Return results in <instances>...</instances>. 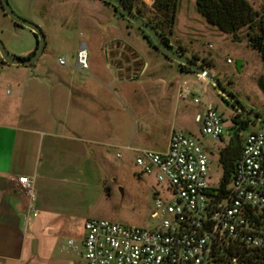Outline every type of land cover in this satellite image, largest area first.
Masks as SVG:
<instances>
[{"label":"crops","instance_id":"0c3cea01","mask_svg":"<svg viewBox=\"0 0 264 264\" xmlns=\"http://www.w3.org/2000/svg\"><path fill=\"white\" fill-rule=\"evenodd\" d=\"M138 33L149 47V58L121 39L113 38L103 49L108 63L89 68L95 80L93 88L89 86L90 92L85 86L76 90L62 85L59 87L65 88V94L61 98L58 93L55 95L57 87L53 82L36 74L29 76L31 103L26 104L24 92L20 90L14 100L5 103L14 105L15 110L5 109L7 105L0 109V264H35L43 258L54 261L60 253L64 254L62 260L68 264H79L77 258L80 255L85 259L83 249L76 251L69 242L74 240L77 245L82 244L85 224L90 220L98 197L108 187L102 169L109 148L115 147L114 133L118 132V124L109 111L113 95L120 92L128 97L144 95L150 102L148 108H142L140 101L132 102L138 112L149 113L142 119L156 115L170 124L165 133V150L161 152L168 150L174 131L192 133L191 127L200 125L198 117L209 107H214L194 96L201 100L197 105L204 109L189 113L184 104L188 97H181V90L188 87L194 89L196 95L198 90L205 94L211 80L190 72L180 76L179 63L176 68H171L169 61L158 64L154 49L142 33ZM116 41L128 45V49L115 46ZM82 45L88 46L87 43ZM36 47L34 35L33 43L21 57L29 58ZM174 48L184 49V54L192 59L196 57L191 56L183 45ZM204 60L202 63L208 75L215 79L214 65L204 64ZM13 67L15 72L27 77V69L22 71L18 66ZM166 69L171 71L166 72ZM160 72L164 74L159 75ZM18 88L23 89L20 83ZM42 90L44 96L39 95ZM61 103L63 111L60 110ZM177 127L181 129L177 130ZM156 135L157 130L153 127L141 137L149 141ZM135 143V139L131 140L123 145V150L127 151L128 146L148 149ZM23 177L35 183L34 209L18 181Z\"/></svg>","mask_w":264,"mask_h":264},{"label":"rangeland","instance_id":"374dc122","mask_svg":"<svg viewBox=\"0 0 264 264\" xmlns=\"http://www.w3.org/2000/svg\"><path fill=\"white\" fill-rule=\"evenodd\" d=\"M8 1L19 17L42 29L46 38V46L43 56L36 64L30 67L18 66L22 71L27 69L26 78L19 72H15L13 66L5 63L0 53L1 110L6 105L5 109L15 110L14 105L8 106L5 103L14 100L20 90L24 92L23 97L26 104L31 103L32 88L29 81L30 77L36 74L44 75L51 83L53 82L52 84L57 87L55 95L58 93L61 98L65 94V88L59 87L62 85L71 86L76 90L85 86L90 92L89 86L92 85L93 88L95 83L90 69L95 64L108 63L103 49L112 42L113 38L121 39L126 44L142 51L141 53L149 58L147 53L149 47L139 36L138 32L141 33L139 28L123 18H118V15L113 17L115 9L99 0ZM143 1L150 7L154 0ZM249 1L257 10H260L264 5V0ZM33 33L27 27L15 26L0 7V41L11 57L22 58L21 54L33 43ZM240 38L242 41H234L232 35L222 33L216 27L208 24L197 12L196 0L180 1L172 42L174 46L183 45L191 56L196 55V58L201 60V62L197 60L200 65H203V59L206 61L204 63L213 64L216 73L214 81H210L205 94L198 90L196 95L194 89H191L192 96L188 97L184 103L187 105L189 113L201 112L204 106L194 103V96H197L205 105L211 104L223 115L225 141L215 142L211 138L202 137L201 126L198 124L191 127L193 128L192 133L185 130L187 134H192L190 136L198 140L206 151L211 152L209 155L212 169L211 178L215 187L220 184L223 177L219 157L220 151L230 140V131L235 125L232 119L241 114L244 118L248 117L220 90L232 95L246 112L264 116V65L260 54L246 44L247 42L244 40L246 31L240 33ZM121 41H116L115 46L127 50L128 45ZM82 43H87L89 50L90 69L86 71L78 69L77 63V55ZM154 51L158 58V64L163 65L169 61L172 64L171 68L178 67V63L167 59L158 51ZM60 59L65 60L66 63L61 65ZM169 71L171 69H166V72ZM162 74L164 73H159V75ZM18 83L23 89L18 88ZM83 89L82 93H84ZM43 93L42 90L39 95L44 96ZM112 97L113 102L109 111L114 115L115 124H118V132L114 133L115 147L109 148L104 159L105 167L102 169L104 178L108 181V187L102 196L98 197L89 218L107 220L123 227L152 228L154 224L152 214L157 198L155 190L161 192V187L154 177L138 174L139 171L135 165L136 154L123 150V145L135 139V144L141 148L158 152L164 151L165 133L170 128V124L164 123L156 115L142 119L149 113L143 110L138 112L132 102L140 101L142 108H148L150 102L144 95L128 97L120 92ZM225 99L234 106L228 104ZM107 100L109 99H105V101ZM60 105V110L63 111L62 103ZM153 127L157 130L156 137L149 141L144 140L141 137L142 134L149 133ZM263 128L264 119H255V122L251 123L246 130L241 131V137L244 138L252 132L263 130ZM176 129L181 128L177 127ZM143 142H145L144 145H142ZM147 142H150V145ZM117 154H122L123 158H118ZM84 235H86V231L82 233L83 237ZM63 256L64 254L60 253L55 256L54 261L43 258L35 264H68L66 260H62ZM77 259L79 264H87L81 255Z\"/></svg>","mask_w":264,"mask_h":264},{"label":"built area","instance_id":"2783aa9c","mask_svg":"<svg viewBox=\"0 0 264 264\" xmlns=\"http://www.w3.org/2000/svg\"><path fill=\"white\" fill-rule=\"evenodd\" d=\"M77 63L80 70H89L87 45L80 48ZM180 96L190 97L192 90L185 87ZM194 102L201 100L194 97ZM197 121L202 137L222 142L224 119L214 107ZM125 149L136 154L138 174L154 177L161 187L155 190L154 224L123 227L88 220L82 244L69 242L74 250L83 249L87 264H264V128L243 138L226 193L212 183L211 152L184 131L172 133L166 152ZM18 181L34 209V181Z\"/></svg>","mask_w":264,"mask_h":264},{"label":"trees","instance_id":"16d2710c","mask_svg":"<svg viewBox=\"0 0 264 264\" xmlns=\"http://www.w3.org/2000/svg\"><path fill=\"white\" fill-rule=\"evenodd\" d=\"M123 1L133 13L155 28L165 45H167L170 49L175 50L172 45V37L174 35L181 0H154L152 6L150 7L143 0ZM101 2L112 6L115 10H118L117 7L111 5L110 3L104 1ZM0 7L5 14L1 3ZM196 8L197 12L206 20L208 24L216 27L222 33L232 35L234 41H240V33L246 31L245 39L247 40L249 47L260 54L264 65V5L260 10H257L249 0H196ZM118 14L120 18L132 23L128 21L120 11H118ZM14 25L22 27L16 23H14ZM139 30L141 31L143 37L147 40L148 44L151 45L154 50L161 53L152 41L150 35L141 28H139ZM33 34L37 39V47L29 57H33L38 48L39 38L35 33ZM175 51H178L181 54L185 53V50L182 48ZM162 55L165 56L164 54ZM166 58L169 59L168 57ZM193 60L197 62L198 58L193 57ZM204 62L206 61L204 60ZM200 66L204 67V65ZM180 68L182 70L187 69L186 66L181 64ZM222 98L224 99V97ZM225 101L229 104V101L226 99ZM215 110L217 109L215 108ZM232 122L235 125L231 128L230 140L220 151L219 157V164L223 169V177L220 182L223 193L227 192L229 185L232 183L237 162L241 157L243 148L241 131L246 130L251 123L255 122V120L249 117L244 118L243 114H241L240 116L233 118ZM222 141H225L224 137Z\"/></svg>","mask_w":264,"mask_h":264},{"label":"water","instance_id":"95a60500","mask_svg":"<svg viewBox=\"0 0 264 264\" xmlns=\"http://www.w3.org/2000/svg\"><path fill=\"white\" fill-rule=\"evenodd\" d=\"M107 3H110L111 5L118 8V10L125 16V18L135 24L137 27L143 29L145 32H147L150 37L152 38V41L156 45V47L159 49V51L164 54L166 57L171 59L174 62H177L183 66H186V70H182L179 75L183 76L187 74L188 72L196 73L198 75L204 76L211 81H214L209 75L207 70L204 67H201L198 62H195L190 57L186 56L185 54H181L178 51H175L173 49H170L165 43L163 42L162 38L160 37L159 33L153 28L150 24L145 22L142 18H140L138 15L133 13L126 5V3L123 0H101ZM1 6L5 12V14L16 24H19L21 26L29 28L31 31H33L39 38L38 42V48L36 51V54L33 57L29 58H15L11 57L4 44L0 41V53L3 58V61L9 65L12 66H26L30 67L36 64L41 57L43 56L45 46H46V38L45 34L42 31V29L19 17L12 9L11 5L9 4L8 0H0ZM221 93L226 96L228 99L232 100L235 103V106L243 113H245L249 118L253 120H262L264 119V116L262 115H256L249 112H246L243 108H241L238 101H236L232 95L226 93L224 90H220Z\"/></svg>","mask_w":264,"mask_h":264},{"label":"flooded vegetation","instance_id":"af4514ba","mask_svg":"<svg viewBox=\"0 0 264 264\" xmlns=\"http://www.w3.org/2000/svg\"><path fill=\"white\" fill-rule=\"evenodd\" d=\"M118 11L119 10H115V15H114V17L116 16V15H118V18H120V16H119V14H118ZM192 59V58H191ZM193 60V59H192ZM196 62V61H195ZM200 65V64H199ZM230 105H233L232 103H229ZM234 106V105H233Z\"/></svg>","mask_w":264,"mask_h":264}]
</instances>
